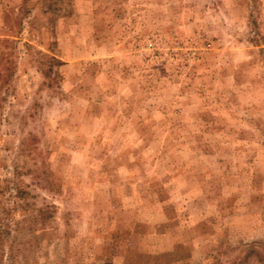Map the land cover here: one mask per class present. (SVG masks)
<instances>
[{
  "label": "rangeland",
  "instance_id": "374dc122",
  "mask_svg": "<svg viewBox=\"0 0 264 264\" xmlns=\"http://www.w3.org/2000/svg\"><path fill=\"white\" fill-rule=\"evenodd\" d=\"M259 239L264 0H0V264H237Z\"/></svg>",
  "mask_w": 264,
  "mask_h": 264
},
{
  "label": "trees",
  "instance_id": "16d2710c",
  "mask_svg": "<svg viewBox=\"0 0 264 264\" xmlns=\"http://www.w3.org/2000/svg\"><path fill=\"white\" fill-rule=\"evenodd\" d=\"M241 255L239 256V260L237 264H246L247 260L251 256V254H255L257 256L258 264H264V239L254 240L250 243H244ZM231 264H234L233 261Z\"/></svg>",
  "mask_w": 264,
  "mask_h": 264
}]
</instances>
